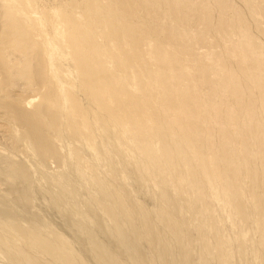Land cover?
Masks as SVG:
<instances>
[{
    "label": "bare ground",
    "instance_id": "obj_1",
    "mask_svg": "<svg viewBox=\"0 0 264 264\" xmlns=\"http://www.w3.org/2000/svg\"><path fill=\"white\" fill-rule=\"evenodd\" d=\"M0 264H264V0H0Z\"/></svg>",
    "mask_w": 264,
    "mask_h": 264
}]
</instances>
